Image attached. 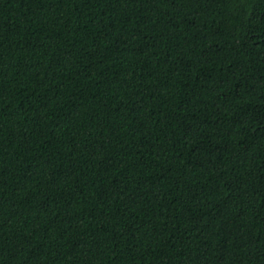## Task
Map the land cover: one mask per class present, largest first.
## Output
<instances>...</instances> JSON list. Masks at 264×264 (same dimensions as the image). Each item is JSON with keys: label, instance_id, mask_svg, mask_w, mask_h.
<instances>
[{"label": "trees", "instance_id": "1", "mask_svg": "<svg viewBox=\"0 0 264 264\" xmlns=\"http://www.w3.org/2000/svg\"><path fill=\"white\" fill-rule=\"evenodd\" d=\"M0 264H264V0H0Z\"/></svg>", "mask_w": 264, "mask_h": 264}]
</instances>
